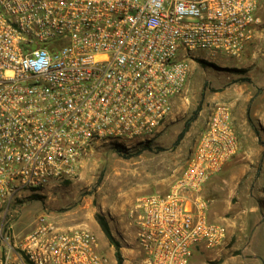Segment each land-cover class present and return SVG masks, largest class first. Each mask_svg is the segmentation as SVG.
Here are the masks:
<instances>
[{
    "label": "built area",
    "instance_id": "built-area-1",
    "mask_svg": "<svg viewBox=\"0 0 264 264\" xmlns=\"http://www.w3.org/2000/svg\"><path fill=\"white\" fill-rule=\"evenodd\" d=\"M264 0H0V264H117L86 229L47 213L17 232L31 197L76 180L95 147L161 133L191 63L240 59ZM241 153L232 110L216 105L166 192L137 199L134 264H190L219 250L207 184Z\"/></svg>",
    "mask_w": 264,
    "mask_h": 264
},
{
    "label": "rangeland",
    "instance_id": "rangeland-1",
    "mask_svg": "<svg viewBox=\"0 0 264 264\" xmlns=\"http://www.w3.org/2000/svg\"><path fill=\"white\" fill-rule=\"evenodd\" d=\"M259 16L262 25L260 34L251 43L252 55L246 59L243 56L234 60L219 58L220 62L216 59L213 62L195 60L178 120L169 121L154 138L135 141L129 147L118 148L113 143L95 147L76 180L50 188L43 196L30 198L16 231L31 230L35 219L42 213H47L57 227L60 226L58 220L64 218L63 227L79 226L94 232L102 251L112 258V262L117 261L116 248L99 224L104 221L120 244L123 264H134L137 249L130 211L138 198L166 192L179 176L193 153L201 129L190 130L189 127L185 137L175 145L178 135L195 112L202 109L206 97H217L208 103V111L211 112L216 105L230 107L232 115L244 122L237 125L235 120L238 137L252 139V142L248 141L239 161L229 163L205 188L210 211L214 204L227 208L223 216L230 239L222 249L209 252L203 258L205 252L196 251L191 264H200L201 258L202 264H253V260L246 259L245 255L254 253L239 245L242 241L239 236L242 234L246 245L255 223L264 222V5ZM201 56L209 59L206 52ZM256 62L259 65L255 67ZM238 178L242 181L236 191ZM240 228L244 230L240 231ZM260 232L261 236L254 244L255 254L263 259L264 264V226ZM111 252H114L113 257Z\"/></svg>",
    "mask_w": 264,
    "mask_h": 264
},
{
    "label": "crops",
    "instance_id": "crops-1",
    "mask_svg": "<svg viewBox=\"0 0 264 264\" xmlns=\"http://www.w3.org/2000/svg\"><path fill=\"white\" fill-rule=\"evenodd\" d=\"M260 34V32L258 33ZM252 52H253V44H249L247 47H246V50L243 54V59L245 58H248L250 55H252ZM219 59V58H218ZM217 59V60H218ZM233 60V59H232ZM202 61H207V62H213V60H206V59H203L202 58ZM231 61V60H230ZM218 62H220L218 60ZM194 62L191 63V68L192 65H193ZM257 64H254L255 67L258 66V62H256ZM262 81L263 78H262ZM183 94L184 92L181 94V96H179L178 98L175 99L174 101V112L171 116V120L175 121V120H178L180 118V115L182 113V109H183V106H184V97H183ZM206 95L208 96V92L206 93ZM217 97H206V100L204 101V103L202 104V109L199 111L196 119L191 123L190 125V130H193L194 128H203L204 125H205V122H206V119L209 115V111H208V103L214 101ZM232 115V119H233V124L235 123V120L237 121V125L239 124V122H241L242 120H240V118H236ZM244 122L242 121V124ZM241 125V124H240ZM247 137H250L249 135ZM240 143H241V153L239 154V156L241 154H243L245 152V148L248 147L246 146V144L248 143V141L250 140V142H252V139H248L246 138V140H244L245 138L240 136ZM251 138V137H250ZM235 159V161H239V157ZM245 156L242 157V159L244 158ZM234 162V161H233ZM242 177V176H241ZM250 178H248L246 181H249ZM232 180H235V178H232ZM237 184L235 185L237 187V190L238 191V187L240 186V183L242 181V178H238L237 179ZM246 185V182L244 183V186ZM227 211V208H222L220 205H217V204H214L212 207H211V211H210V220L213 221V222H216V223H220V224H223L224 223H227L226 219L224 218L223 214ZM65 219L64 218H60L58 220V223L60 226H58L60 229L62 230H68V229H75V228H78V227H73V226H66V227H63V225H65ZM264 226V222L262 223H255V226L253 227V231L251 232L250 234V240H249V243H246V245H244V240L245 238L242 236V234H240V239H242L241 243L239 244L242 248L244 247L245 248V251H252L254 254L253 255H245L246 259H252L253 260V264H259L257 263V261L261 262V264H263V259L259 256H257L258 254H255L257 253L256 252V247H255V241H257L259 239V237L261 236V232L260 230L263 228ZM244 229H241L240 228V231H242ZM230 239V231L228 230V240ZM226 245V244H225ZM224 245V246H225ZM243 245V246H242ZM102 246V245H101ZM222 246V248L224 247ZM221 248V249H222ZM220 250V249H219ZM202 251V250H201ZM217 251V250H215ZM203 253L205 252V255L202 256L205 257L207 254L209 255V252H213V251H202ZM112 254V257L114 256V252H111ZM108 255V254H107ZM110 258V257H109ZM202 258L199 260L200 264H202L204 261L202 260ZM112 260V258H110ZM257 260V261H256ZM191 264V262H190Z\"/></svg>",
    "mask_w": 264,
    "mask_h": 264
},
{
    "label": "trees",
    "instance_id": "trees-1",
    "mask_svg": "<svg viewBox=\"0 0 264 264\" xmlns=\"http://www.w3.org/2000/svg\"><path fill=\"white\" fill-rule=\"evenodd\" d=\"M199 110H197L194 114V116L191 118V120H189L188 122H186L184 129L180 132V134L178 135V138L175 142V145H178L180 143V141L185 137L186 133L189 130L190 127V122L194 121L196 119L195 115H198ZM100 227L102 232L105 234V236L107 237V239L109 240V242L116 248V252H115V256L117 258V263L118 264H123L124 260L120 251V244L115 240V238L113 237L110 228L108 226V224L104 221H100Z\"/></svg>",
    "mask_w": 264,
    "mask_h": 264
}]
</instances>
